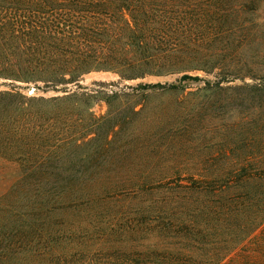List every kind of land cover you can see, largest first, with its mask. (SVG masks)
Returning <instances> with one entry per match:
<instances>
[{
    "label": "trees",
    "instance_id": "obj_1",
    "mask_svg": "<svg viewBox=\"0 0 264 264\" xmlns=\"http://www.w3.org/2000/svg\"><path fill=\"white\" fill-rule=\"evenodd\" d=\"M255 2L0 0V79L12 84L0 90V157L19 167L18 178L0 195V264H264V117L262 133L250 136L228 166L105 182L90 174L114 157L125 120L110 125L91 155L96 165L63 168L48 166L60 149L40 145L46 132L37 120L17 119L46 115L33 102L59 105L93 96L77 90L92 71H112L123 80L183 73V81L202 80L189 71L217 70L206 88L261 95L264 111V75L224 86L236 78L231 36L238 17L254 12ZM16 82L66 94L27 97ZM181 87L137 86L154 92ZM103 94L108 104L130 95L112 89ZM7 115H14L10 125ZM53 115L73 113L58 109Z\"/></svg>",
    "mask_w": 264,
    "mask_h": 264
},
{
    "label": "rangeland",
    "instance_id": "obj_2",
    "mask_svg": "<svg viewBox=\"0 0 264 264\" xmlns=\"http://www.w3.org/2000/svg\"><path fill=\"white\" fill-rule=\"evenodd\" d=\"M255 6L254 12L238 17L240 24L231 36L234 54L231 67L236 78L224 86L241 85L243 79L251 82L252 76L264 75V0H256ZM215 72L189 71L202 80L181 81L183 73L123 80L112 71H92L81 77L79 84L82 88H71L93 96L78 97L59 105L33 102L34 107L46 115H33L32 119L19 115L17 119L20 124L25 120L26 123L37 120L40 132H46L47 137L51 132L56 133V136H49V140L43 136L40 145L49 150L52 147L60 149L47 161L48 166L63 168L96 165V158L92 156L105 139L110 125L125 120L113 142L114 157L101 161L105 168H98L95 174H90V178L97 182L156 180L172 176L178 170L187 175L195 172L197 167L210 164L228 166L236 153L245 151L250 136L262 133V96L248 95L244 90L206 88L207 80L213 82L216 79ZM158 82L183 87L156 92L137 88L140 83ZM9 83L10 80L0 79V90H10L12 84ZM15 84L27 97L51 99L66 94L62 90L37 88L21 82ZM30 87L34 89L30 90ZM111 89L130 95L113 98L108 104L103 92L110 93ZM135 105L140 109L138 114L132 112ZM58 109H70L73 115H53ZM109 110L113 115H108ZM13 117L7 115L5 123L10 125ZM92 136L97 139L91 141ZM223 153L226 157H222ZM108 167L112 170L107 171ZM18 176L17 164L0 157V195ZM44 178L41 175L33 177Z\"/></svg>",
    "mask_w": 264,
    "mask_h": 264
},
{
    "label": "water",
    "instance_id": "obj_3",
    "mask_svg": "<svg viewBox=\"0 0 264 264\" xmlns=\"http://www.w3.org/2000/svg\"><path fill=\"white\" fill-rule=\"evenodd\" d=\"M34 88L33 87H30V90H33Z\"/></svg>",
    "mask_w": 264,
    "mask_h": 264
}]
</instances>
